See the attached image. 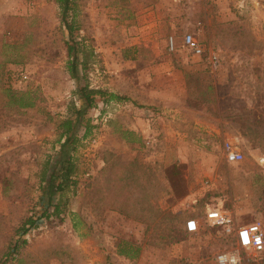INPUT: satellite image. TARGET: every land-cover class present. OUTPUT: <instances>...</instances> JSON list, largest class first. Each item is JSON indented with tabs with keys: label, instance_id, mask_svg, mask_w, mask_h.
<instances>
[{
	"label": "rangeland",
	"instance_id": "374dc122",
	"mask_svg": "<svg viewBox=\"0 0 264 264\" xmlns=\"http://www.w3.org/2000/svg\"><path fill=\"white\" fill-rule=\"evenodd\" d=\"M75 3L77 41L91 53L79 81L58 1L0 0V264L22 240L8 264H216L234 240L211 209L264 227V0ZM188 33L222 57L217 70L183 46ZM86 85L103 95L86 115L92 134L83 139V126L69 151L78 184L60 217H40L60 123ZM10 87L36 106L6 107ZM227 141L242 163H227ZM190 217L199 232H187ZM123 240L142 247L139 258L118 254ZM245 264H264V252Z\"/></svg>",
	"mask_w": 264,
	"mask_h": 264
},
{
	"label": "trees",
	"instance_id": "16d2710c",
	"mask_svg": "<svg viewBox=\"0 0 264 264\" xmlns=\"http://www.w3.org/2000/svg\"><path fill=\"white\" fill-rule=\"evenodd\" d=\"M63 15V22L69 32L70 40L66 43L68 50V71L73 80L79 81L81 66L84 72L87 71V64L90 58L84 43L77 41L79 32L77 23V6L75 0H57ZM7 103L6 107L14 108L19 113L32 109L36 106L37 96L31 91H20L10 88H2ZM97 94L103 95L102 91L91 89L88 85L81 87L78 96L82 101L80 108L73 104L70 107V117L61 121L59 129L61 135L58 140L60 150L56 154L54 163L48 161L42 182L44 210L40 217L51 218L60 217L67 207V193L77 186V166L73 155L69 152L77 150L80 143L79 131L84 126L83 139H87L93 132V125L90 119H86L88 111L96 106L95 97ZM51 167L49 168V166ZM39 218V217H38ZM35 219H29L21 228L23 234H27L35 225ZM26 244L25 240L17 241L13 247L8 248L5 258L1 264H8L14 260L19 253V249ZM142 247L128 241H121L118 245V254L127 259L135 260L139 258Z\"/></svg>",
	"mask_w": 264,
	"mask_h": 264
},
{
	"label": "built area",
	"instance_id": "2783aa9c",
	"mask_svg": "<svg viewBox=\"0 0 264 264\" xmlns=\"http://www.w3.org/2000/svg\"><path fill=\"white\" fill-rule=\"evenodd\" d=\"M183 46L192 52L193 55L206 59L213 70H217L219 58L215 52H207L195 35L188 33L183 38ZM176 40L171 37L169 40V50L177 51ZM224 156L229 164H240L244 160L242 151L234 143L227 141L224 144ZM264 162V159L261 160ZM213 225L223 226L226 234L234 240L233 248L218 253L216 264H245V256L258 255L264 252V227L260 222L248 225H237L234 220L220 210L211 209L207 214ZM201 229V224L190 219L186 222L188 233H197Z\"/></svg>",
	"mask_w": 264,
	"mask_h": 264
},
{
	"label": "crops",
	"instance_id": "0c3cea01",
	"mask_svg": "<svg viewBox=\"0 0 264 264\" xmlns=\"http://www.w3.org/2000/svg\"><path fill=\"white\" fill-rule=\"evenodd\" d=\"M187 49V48H186ZM177 50H178V48H177ZM185 51H187V50H185ZM191 52V51H190ZM192 53V52H191ZM217 56H218V54L217 53H215ZM193 56H195V55H193ZM255 57L254 58H257V59H259L260 60V56L259 55H254ZM196 58H198L199 60L201 59L202 60V62H204L205 64H206V62H207V60L206 59H202V58H200V57H197V56H195ZM218 58H219V65H220V63H221V60H222V57L220 56H218ZM263 58V57H262ZM237 60V59H236ZM208 63V62H207ZM219 65H218V67H219ZM214 71V70H213ZM139 124H141L140 122H137V125H139ZM137 125H134L135 126V128L137 129L138 128V126ZM190 219H195V220H197L200 224L202 223V221L199 219V218H197V217H190L188 220H190ZM188 220H186V222L188 221ZM185 222V223H186Z\"/></svg>",
	"mask_w": 264,
	"mask_h": 264
}]
</instances>
